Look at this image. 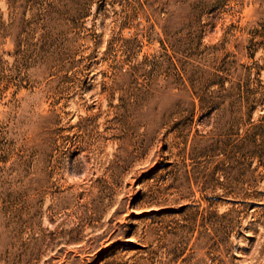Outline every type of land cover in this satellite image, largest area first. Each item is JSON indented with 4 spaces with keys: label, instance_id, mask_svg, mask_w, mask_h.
I'll return each mask as SVG.
<instances>
[{
    "label": "rangeland",
    "instance_id": "rangeland-1",
    "mask_svg": "<svg viewBox=\"0 0 264 264\" xmlns=\"http://www.w3.org/2000/svg\"><path fill=\"white\" fill-rule=\"evenodd\" d=\"M46 6L0 0V264H264V0Z\"/></svg>",
    "mask_w": 264,
    "mask_h": 264
},
{
    "label": "trees",
    "instance_id": "trees-1",
    "mask_svg": "<svg viewBox=\"0 0 264 264\" xmlns=\"http://www.w3.org/2000/svg\"><path fill=\"white\" fill-rule=\"evenodd\" d=\"M33 0H26V2L29 3ZM57 0H36L37 4H46V8L44 9L43 13H37L38 19L40 17L44 18L48 15H51L52 13L59 14L62 11L60 9H56L55 7V2ZM61 1V0H60ZM68 13V12H67ZM66 13V14H67ZM79 17L85 16L86 14H78ZM31 24L36 25V27L31 26V32L29 31L28 33L32 35L33 37L35 36L36 33V28L38 27V22L36 19H34ZM30 28V26H28ZM69 32H60V33H52V32H42V34L39 37V43L40 46L35 47V48H20L18 51V61H27V62H32V63H38V62H71L74 60L78 53H80V50L78 48L72 47V46H64L60 43H58L61 38L67 37ZM264 87L261 84V88ZM251 92H258L257 88H254L251 90ZM260 120L264 119V114L261 115ZM259 124L256 125V123H252L253 127L258 126Z\"/></svg>",
    "mask_w": 264,
    "mask_h": 264
}]
</instances>
